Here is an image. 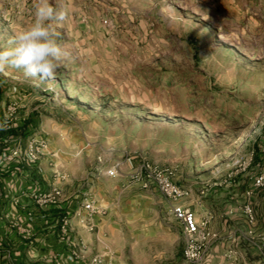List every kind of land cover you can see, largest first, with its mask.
I'll return each instance as SVG.
<instances>
[{
	"label": "rangeland",
	"instance_id": "obj_1",
	"mask_svg": "<svg viewBox=\"0 0 264 264\" xmlns=\"http://www.w3.org/2000/svg\"><path fill=\"white\" fill-rule=\"evenodd\" d=\"M34 3L0 0V51L33 21ZM51 3L68 9L65 22H53L64 52L54 77L0 71V234L12 228L25 240L0 238V264L81 255L43 259L27 225L5 222V190L14 186L12 202L31 199L45 224L55 207L76 205L59 225L77 216L91 237L87 264L95 256L100 264H263L264 225L246 211L257 219L264 197L255 184L264 174V0ZM142 164L187 191L178 202L209 233L201 261L185 259L170 200L138 178ZM55 189L62 195L52 202ZM85 201L99 210L90 216ZM27 214L25 222L35 218ZM69 233L70 224L66 244Z\"/></svg>",
	"mask_w": 264,
	"mask_h": 264
},
{
	"label": "clouds",
	"instance_id": "obj_2",
	"mask_svg": "<svg viewBox=\"0 0 264 264\" xmlns=\"http://www.w3.org/2000/svg\"><path fill=\"white\" fill-rule=\"evenodd\" d=\"M67 19L64 5L54 7L51 0H35L33 21L15 33L14 47L0 51V71L6 67L23 70L34 82L53 78L64 55L53 22Z\"/></svg>",
	"mask_w": 264,
	"mask_h": 264
},
{
	"label": "built area",
	"instance_id": "obj_3",
	"mask_svg": "<svg viewBox=\"0 0 264 264\" xmlns=\"http://www.w3.org/2000/svg\"><path fill=\"white\" fill-rule=\"evenodd\" d=\"M133 166L132 161H129ZM119 169H121V163L118 162L114 164L107 170V174L110 176H116ZM137 176L139 179L144 181V185L155 184L162 194L170 200L171 210L175 219L180 223L181 229L184 237V251L183 255L187 261L199 262L204 258V243L208 239L209 233L206 232L205 224L200 223L196 212L190 207L183 203L178 202L180 199L185 197L188 193L175 182H173L170 176L164 171L154 169L151 165L142 164L136 168ZM256 186L264 185V174L257 177L255 181ZM248 194H251L249 191ZM62 193L59 189H55L48 196L50 201L57 202ZM37 197V195H35ZM41 203V200H37ZM83 209L88 211L89 215L92 216L95 212L99 210L96 207L94 201H85L83 203ZM248 220L251 223L256 221L255 213L253 208L248 206L247 209ZM88 228L93 229L94 223L92 220L85 221ZM69 219L65 220L61 225V238H65L68 232ZM259 253L264 264V244L259 247ZM79 256L77 249H72L68 253V259L73 260ZM61 257L56 259V264H64ZM100 256H95L93 258L92 264H100ZM251 264V263H245Z\"/></svg>",
	"mask_w": 264,
	"mask_h": 264
},
{
	"label": "crops",
	"instance_id": "obj_4",
	"mask_svg": "<svg viewBox=\"0 0 264 264\" xmlns=\"http://www.w3.org/2000/svg\"><path fill=\"white\" fill-rule=\"evenodd\" d=\"M24 184H26V182L21 180L20 187L22 188ZM16 192L17 187L15 186L10 187L8 190H5V197H7L4 199L6 200L4 204V210L5 212H7L5 214V217H7L5 222L18 218L20 220L17 222L18 224L27 225L30 230L33 231L34 239L36 241H40L41 247L45 248V251L41 250V258L44 259V255H49L54 251L60 252L62 257H65V255H67L68 252L74 248L80 250L81 255L76 261H67L66 264H87L88 260L90 259V251L89 248L86 249V244L84 243V241H89V238L91 237L89 236L88 232L84 228H82L81 225L78 223L77 216L69 218L70 233L68 235V238H72L73 242L66 244L65 241H63V238H61L59 217L65 212H68V214L72 216V211L76 210V205L71 204L68 208H65L63 205L55 207L53 210L55 216L53 218L48 217V221L46 222H48L49 224H45V221L40 219L42 215V209L40 210V208L37 207V205H35L34 202L31 201V199H29V201L32 203V205L28 206L23 205L22 202L20 204L12 202V195ZM259 192L262 193L263 191ZM260 210L262 212L260 214L257 213V219L255 224H258L260 227H262L264 225V197ZM28 211L34 212L35 218L31 219L30 222H25L24 220H27L28 218ZM23 237L26 238L25 235H23ZM0 238H2L4 241L9 240L10 242H25V240L22 239V235L20 236V233H17L16 230L12 228L6 229L4 233L0 234ZM82 243L84 245H82ZM40 264L45 263L41 262Z\"/></svg>",
	"mask_w": 264,
	"mask_h": 264
}]
</instances>
